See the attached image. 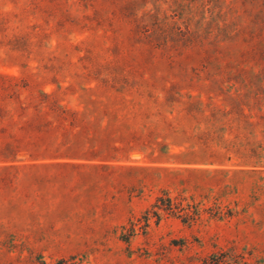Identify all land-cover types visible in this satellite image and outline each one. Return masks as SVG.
Wrapping results in <instances>:
<instances>
[{
    "label": "rangeland",
    "instance_id": "obj_1",
    "mask_svg": "<svg viewBox=\"0 0 264 264\" xmlns=\"http://www.w3.org/2000/svg\"><path fill=\"white\" fill-rule=\"evenodd\" d=\"M0 264H264V0H0Z\"/></svg>",
    "mask_w": 264,
    "mask_h": 264
},
{
    "label": "trees",
    "instance_id": "obj_2",
    "mask_svg": "<svg viewBox=\"0 0 264 264\" xmlns=\"http://www.w3.org/2000/svg\"><path fill=\"white\" fill-rule=\"evenodd\" d=\"M154 208H157V210H160V211L177 212L176 204L172 201L171 198H167V199L159 198V199H157V202L154 205ZM155 216L159 217V214L155 213ZM185 216L187 217V216H189V214H185Z\"/></svg>",
    "mask_w": 264,
    "mask_h": 264
}]
</instances>
